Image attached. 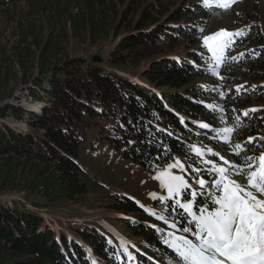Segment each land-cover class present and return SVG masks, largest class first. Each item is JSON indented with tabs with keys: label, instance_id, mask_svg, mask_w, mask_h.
Instances as JSON below:
<instances>
[{
	"label": "trees",
	"instance_id": "trees-1",
	"mask_svg": "<svg viewBox=\"0 0 264 264\" xmlns=\"http://www.w3.org/2000/svg\"><path fill=\"white\" fill-rule=\"evenodd\" d=\"M182 1L176 6L161 0H0V195L23 194L22 199L0 197V264H93L94 257L83 244L58 237L27 205L41 207L42 199L56 203L87 193L77 158L85 129L92 124L99 125L101 134L118 148L124 147L126 158L147 170L164 163L155 160L162 151L156 147L161 141L173 154L188 158L189 145L201 143L205 136L226 158L242 162L222 135L200 129L197 121L216 129L233 127L236 116L244 120L243 112L257 107L262 109L254 114L257 118L236 126L229 139L233 145H244L249 137H256L255 152L247 154L264 152V120L259 119L264 117V29L258 22L262 8L255 1L239 0L236 11L214 13L201 0ZM262 6L264 10V0ZM214 14L234 17L246 33L227 53L238 60L222 65L220 77L206 72L200 65L201 54L191 48L201 44L202 38L190 20L206 18L207 26ZM125 28H132L133 34L125 36L102 63L71 54L72 38L95 44L112 34L119 36ZM156 41L164 47L158 54L165 56L151 62L141 81L102 67L128 63L133 49ZM180 43H189L190 59L169 55ZM198 78L211 80L213 86L201 85L195 81ZM23 84L36 103L43 101L40 108L19 103L15 91ZM237 85H244L239 93ZM252 85L257 86L255 91ZM220 91L226 96L221 97ZM207 105L223 107L224 112L219 108L213 112ZM7 119L26 121L31 130ZM157 126L173 135L157 132ZM113 201L127 212L144 211L123 194L114 195ZM137 218L128 225L146 245L133 248L139 257L131 263L105 233L93 229L79 235L102 264H166L159 254L171 253L163 242L170 231L148 218Z\"/></svg>",
	"mask_w": 264,
	"mask_h": 264
},
{
	"label": "snow or ice",
	"instance_id": "snow-or-ice-1",
	"mask_svg": "<svg viewBox=\"0 0 264 264\" xmlns=\"http://www.w3.org/2000/svg\"><path fill=\"white\" fill-rule=\"evenodd\" d=\"M201 2L205 9L215 3L218 8L226 11L238 0ZM243 35H246L243 30L221 29L203 37V46L210 54L208 70L212 74H217L218 69L228 60H238L237 56H228L227 52L233 48L237 38ZM239 56L243 57L244 53L241 52ZM242 88L244 85H237V93ZM256 88V85H252V91ZM219 95L225 97L226 93L220 91ZM206 107L213 112L217 108L221 113L224 112V108L218 105ZM261 110L257 107L245 110L244 120L256 119L254 114ZM220 119L224 117L220 116ZM234 119L236 125L233 127H212L211 130L229 142L231 152L241 158L242 162L226 159L219 151L201 143L189 145L188 159L191 163L186 164L164 142L156 145L162 151L155 160H164V163L156 164L158 171L154 179L159 181V186L166 191V195L150 193L151 198L161 205L160 214L143 205L141 207L173 229L163 238L164 244L171 250L166 264H264V152L258 156L247 154L255 152L252 142L256 137H249L244 145L231 143L230 134L244 122L240 116ZM259 119L264 120V117ZM181 123H184L183 118ZM198 127L207 130L211 126L207 122H200ZM156 131L173 135L159 126ZM157 231L162 229L158 228ZM127 254L131 259V254ZM157 264L162 262L157 261Z\"/></svg>",
	"mask_w": 264,
	"mask_h": 264
},
{
	"label": "rangeland",
	"instance_id": "rangeland-1",
	"mask_svg": "<svg viewBox=\"0 0 264 264\" xmlns=\"http://www.w3.org/2000/svg\"><path fill=\"white\" fill-rule=\"evenodd\" d=\"M167 5L180 6L185 1L182 0H161ZM257 2L256 4L261 7V14L258 18L260 27L264 29V10L263 0H251ZM213 12L217 13L220 8L214 4ZM233 10L238 9V5L235 3L232 5ZM131 11V10H130ZM130 19L133 17V12L128 16ZM140 12L133 18L134 23L139 19ZM128 19V21L130 20ZM245 19L242 17L241 21ZM126 21V26L128 24ZM194 22V23H193ZM190 24L194 25L197 29V35L202 38L201 44L192 45V49H196L198 53L206 52V48L203 46V37L215 33L218 30L226 29L229 31L236 30L239 27V22L235 21L234 17H221L218 14H214L213 19L206 26V18H196L190 20ZM203 29V31H201ZM133 34L132 28L129 30L122 31L119 36L112 34L109 38L100 40L99 42L92 44L91 42H80L76 38H72L70 44V51L73 56L82 57L85 60L94 59L99 56L101 62L107 59V56L111 54L114 47L119 44L120 41L127 35ZM176 50L171 52L170 56L188 57L189 54V43H180ZM191 45V44H190ZM162 43L160 42H148L146 44L139 45L136 49H133L132 55L128 63L120 66H114L104 64L102 67L113 71L118 74H123V77H129L141 81L140 75L143 71L148 68L156 59H161L165 54H158L161 51ZM206 64L205 62H203ZM210 64V62L208 63ZM200 80V81H199ZM196 82H201V85L213 86L212 81L205 78L195 79ZM24 84L19 86L15 91V96L18 97L19 103L31 107V104L36 103V99L30 95V92L26 90ZM34 102V103H32ZM38 102V101H37ZM0 105H2L0 103ZM0 120L2 118L0 117ZM7 121L13 125H18L22 129L31 130L26 121H18L15 119H7ZM200 123V121H199ZM201 143L212 147L215 151H218L215 142L209 137L205 136L201 139ZM200 143V144H201ZM180 160L184 163H189L186 155H178ZM211 159L212 157H208ZM218 159V158H217ZM228 159V158H226ZM77 162L82 168V175L87 186V193L79 196L72 200H62L60 202L52 203L42 199L43 205L36 207L31 202H27L29 207H33L44 222L55 229L57 236H66L68 240L70 238L73 241L81 243L85 246L90 257H94V261L99 262L96 255H92L90 246H87L86 241L82 240L79 233L83 230L91 232L93 229H97L98 232L105 233L106 237L115 244L118 249L124 253H130L131 259L138 258L133 248L142 249L143 245H146L143 237L136 235L131 229L128 223H133L135 218L145 217V219L152 220V222L169 228L168 225L162 221L155 219L154 216L150 215L145 210L142 214H135L136 212H127L121 210L116 206V202L113 201L114 195L123 194L128 197H134L138 205H143L148 209L156 211L160 214L161 205L154 201L150 193L156 192L158 196L166 195V191L162 190L159 186V181L154 179L156 172L155 170H147L139 162H135L125 157L124 147L118 148L114 145L110 138L103 136L100 132L99 125L92 124L90 127L85 129V137L83 138ZM219 163H222L218 160ZM175 171V170H174ZM1 198L7 200L22 199L23 194L19 192H6L0 195ZM142 207V209H144ZM167 215V214H166ZM138 219V218H137ZM140 221L142 220L139 218ZM169 219H171L169 217ZM142 222V221H141ZM179 234V233H177ZM127 250V251H126ZM121 259V253H118ZM128 255V254H127ZM160 259L168 258L165 255H160ZM128 262H131L129 256Z\"/></svg>",
	"mask_w": 264,
	"mask_h": 264
},
{
	"label": "bare ground",
	"instance_id": "bare-ground-1",
	"mask_svg": "<svg viewBox=\"0 0 264 264\" xmlns=\"http://www.w3.org/2000/svg\"><path fill=\"white\" fill-rule=\"evenodd\" d=\"M42 102H43V101H42ZM42 102H37V103H35V104H31V107H32V106H35L34 109H38V108H40V107L43 105Z\"/></svg>",
	"mask_w": 264,
	"mask_h": 264
},
{
	"label": "water",
	"instance_id": "water-1",
	"mask_svg": "<svg viewBox=\"0 0 264 264\" xmlns=\"http://www.w3.org/2000/svg\"><path fill=\"white\" fill-rule=\"evenodd\" d=\"M93 60L94 62H99V63L101 62V58L99 56L94 57Z\"/></svg>",
	"mask_w": 264,
	"mask_h": 264
}]
</instances>
